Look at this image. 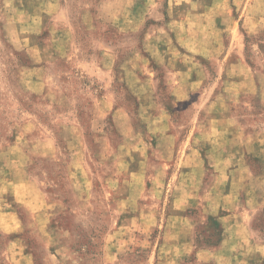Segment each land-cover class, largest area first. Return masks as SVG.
<instances>
[{
  "label": "rangeland",
  "instance_id": "1",
  "mask_svg": "<svg viewBox=\"0 0 264 264\" xmlns=\"http://www.w3.org/2000/svg\"><path fill=\"white\" fill-rule=\"evenodd\" d=\"M262 19L264 0H0V264H163L181 193L198 220L176 264H217L197 255L222 230L202 200L221 156L203 93L239 42L264 78ZM229 112L264 124L258 103Z\"/></svg>",
  "mask_w": 264,
  "mask_h": 264
},
{
  "label": "crops",
  "instance_id": "2",
  "mask_svg": "<svg viewBox=\"0 0 264 264\" xmlns=\"http://www.w3.org/2000/svg\"><path fill=\"white\" fill-rule=\"evenodd\" d=\"M244 22L248 26H257L259 21L246 16ZM239 43L238 48H228L222 57L226 66L220 71L219 90H214L216 85L210 84L203 93L207 94L205 106L211 105L208 114L203 116V121L210 123L205 131L220 138L215 141L218 147L212 146L211 149L217 150L221 156L214 162L218 173L212 188L202 200L210 206L205 216H216L222 230L217 248H201L197 255L200 252L209 254L217 264H260L264 259V237L258 238L254 228L259 209L264 206V124L247 125L243 114L228 113L232 106L247 111L255 103L264 110V78L248 65L242 42ZM174 74L187 76L182 81L177 78L173 87L177 100L186 99L198 85L195 76L198 73L189 67L187 72L177 69ZM245 95L249 98L244 99ZM193 119L199 120L196 116ZM253 158L258 159L260 170H255ZM191 197L181 193L171 201L172 211L167 219L177 224L171 229L175 233L173 245L164 246H169L167 252L173 251V256L163 259V264H176L194 239L192 230L198 219L187 216L183 207L187 204L184 200L190 201Z\"/></svg>",
  "mask_w": 264,
  "mask_h": 264
}]
</instances>
